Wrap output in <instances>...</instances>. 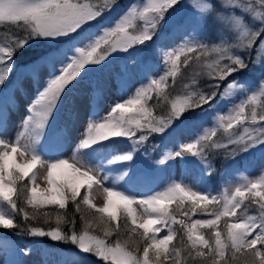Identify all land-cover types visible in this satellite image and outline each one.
Here are the masks:
<instances>
[{
  "label": "snow or ice",
  "instance_id": "1",
  "mask_svg": "<svg viewBox=\"0 0 264 264\" xmlns=\"http://www.w3.org/2000/svg\"><path fill=\"white\" fill-rule=\"evenodd\" d=\"M119 3L0 0V25L17 28L13 43L0 46V96L5 101L11 98L13 84L24 85L16 54L42 49L24 65L37 91L11 139L4 135L7 104L0 108V228L74 246L78 255L64 264H88L89 257L103 264H264V166L256 177H242L243 183L224 193L170 178L141 195L138 172L148 161L162 168L187 167L192 163L187 152L202 165L203 185L205 176L212 175L206 149H225V158L233 160L253 152L264 155V0H190V15L183 14L189 0H134L119 15L106 17ZM209 20L218 25V43L211 47L205 42ZM113 53H127V59H109ZM182 56L185 67L196 61L199 70L193 72V85L197 76L206 75L213 81L208 85L212 91L193 87L172 98L164 115H154L159 97L168 99L166 81L177 76ZM160 62L164 70L152 77L150 63L159 67ZM250 64L260 69L256 81L228 79ZM86 66L100 67L85 70ZM14 72L16 78L10 79ZM133 79L139 86L129 91ZM85 82L86 99L78 104L74 93ZM113 82L120 96L101 112L99 106ZM152 92L157 95L155 105L148 104ZM217 97L219 102L232 101V107L215 115L213 126H205L200 121L207 112L218 111L212 103ZM62 107L63 120L57 124ZM218 132L226 143L212 140ZM153 134L162 135L165 145L155 159L147 146ZM160 147L152 145L151 151ZM37 166L45 169L46 190L36 186ZM94 189L105 197L102 207L91 201ZM20 194L33 209L63 210L56 213L57 227L46 230L19 223L16 217L21 214L25 221L35 218L17 205L13 197ZM245 199L257 209L249 212ZM173 203L176 209L170 208ZM133 205L143 209L141 216ZM178 210L182 218H177ZM198 210L204 218L193 219ZM77 214L83 223L79 232ZM89 214L102 226L103 238L89 232ZM65 223L72 226L67 232L60 227ZM121 231L127 234L123 242ZM112 236L117 238L109 242Z\"/></svg>",
  "mask_w": 264,
  "mask_h": 264
},
{
  "label": "rangeland",
  "instance_id": "2",
  "mask_svg": "<svg viewBox=\"0 0 264 264\" xmlns=\"http://www.w3.org/2000/svg\"><path fill=\"white\" fill-rule=\"evenodd\" d=\"M137 0H135L136 2ZM134 2V0H129V3H126L122 8L118 7L115 13L112 14H105L106 17L109 15L116 16L122 13L130 3ZM140 1H137L139 3ZM183 2V0H182ZM217 9L220 8V5H216ZM193 9L190 4L185 9H183L184 15H190ZM207 31H218V25H216L212 20H209L207 26ZM212 32V34H215ZM2 46V44H0ZM119 53H113L109 59L115 57L117 61ZM125 59H127V53L125 55ZM107 63V61L105 62ZM89 67H100V66H89ZM87 67V68H89ZM149 67L153 69L152 77H156L162 73L164 70V65L160 62L159 67H157L156 63H150ZM86 68V70H87ZM260 69L258 67H251L250 70L247 72L246 77L241 78L239 81H248L249 83L256 81L259 75ZM21 75V79L24 81L23 87L19 86V84H13L10 90L11 98L8 101H5L3 96H0V108H3L5 104H7L8 113H9V125L8 130L4 135H6L9 139L15 136L17 132V128L20 125L21 121L26 115V109L29 103L34 99L36 96L37 87L35 83L31 82L30 76L27 74L26 70L19 71ZM17 75V74H16ZM97 76L100 73L96 74ZM16 78V77H15ZM139 80H143V76L139 77ZM139 80L133 79L130 83L129 91L134 89L135 87L139 86ZM238 80V79H237ZM74 83V82H73ZM43 85H41L42 87ZM247 84L245 87L247 88ZM71 87V85H69ZM87 90V82L81 85V89L74 93V98L77 100L78 104H82L86 96L84 93ZM120 96V93L117 91L115 87V82H113V86L109 88L107 94L99 106V110L101 112L107 110V106L115 101ZM123 97H121L122 99ZM243 98V94L234 98L235 102H238L239 99ZM232 101H224L218 102L214 105L218 107V111H209L207 112L200 123L204 124L205 126H213L215 124V115L218 114H226L227 111L232 107ZM68 101H65V107H67ZM65 107H62L60 112L56 115V123L59 124L63 120V112ZM83 112V109H82ZM199 130V129H197ZM74 136L78 135V129L74 131ZM192 135L191 133L189 136ZM189 136L183 137V139L187 140ZM165 145L162 146V150L157 152L155 158H159L162 154L163 148ZM171 147L175 148V145H171ZM185 156L192 161L187 167L184 165H180L179 167L173 166L171 168H162L159 165H156L154 162L143 163L142 167L138 169L140 180H141V187L139 189L141 195L152 188H158L160 185L165 184L170 178L176 180H182L186 184H195L196 187H204L208 191L214 193H224L225 190L231 192L234 188L243 183L242 177H249L253 178L260 174L259 170L262 166H264V155L260 152H253L251 155H244V156H237L238 159L244 161V165L238 169H230L224 170L220 173L217 177L205 176V183L201 185L199 183V178L201 176V169L202 165L197 162L196 158H192L189 153H185ZM232 167V166H231ZM37 178H36V186L40 190H46L48 188V184L45 180V169L43 167L37 166L35 169ZM208 181V182H207ZM207 182V183H206ZM24 183H27L25 180ZM104 195L102 193L96 192L95 189L93 190L91 201L97 207H102L104 203ZM133 208L136 210L137 216H141L143 213V209L139 205H133ZM202 218L201 214H196L193 216L195 218ZM5 233L2 228H0V264H64L66 260L74 259L73 252L70 251H61L56 252L55 245L48 246L46 243L43 242H36L30 241L23 243L20 239L14 237H7L3 235ZM163 235V232L161 233ZM12 242H15L14 246ZM42 244H45V247ZM29 252L30 254L25 255V252ZM78 254V253H77Z\"/></svg>",
  "mask_w": 264,
  "mask_h": 264
},
{
  "label": "trees",
  "instance_id": "3",
  "mask_svg": "<svg viewBox=\"0 0 264 264\" xmlns=\"http://www.w3.org/2000/svg\"><path fill=\"white\" fill-rule=\"evenodd\" d=\"M140 1V0H137ZM136 1V2H137ZM126 3H129V0H120L119 7L122 8ZM117 9V8H116ZM116 9L112 12L115 13ZM111 13V14H112ZM108 15V13H107ZM138 24L142 22H137ZM207 27L205 28V42L209 44V47L212 46L214 43H218V38H217V31H212L215 32V34H212V32L209 30L207 31ZM130 31H133V29H130ZM17 33V28L15 25L9 24V23H4L0 25V44L2 46H9L13 43V38L14 34ZM149 45L151 42H147ZM42 49L40 47H32V48H27V49H22L20 50L16 56H15V61H16V66L18 71L21 70H26L24 65H26L29 61L33 60L36 55L41 51ZM120 57H124L126 53H119ZM192 55H198V53L195 54H189V56ZM213 58L212 55L207 57L208 60H211ZM205 58L201 57V61H203ZM183 60L184 57H181V63H180V69L178 71L177 76L173 80V78H169L166 81L167 87L164 89V93L167 95L168 99L165 100L164 96L161 95L159 97V106L153 108V114L157 116L164 115L168 110H170L171 107V99L177 96H183L186 92L191 91L193 87L196 88L198 91H204V92H210L212 91L211 88L208 87L210 83H213L209 78H207L206 75H201L196 77V84L193 85V72L198 71L199 69L196 68V61L195 60H190L189 65L185 67L183 65ZM89 66H86V68ZM252 65H249V68L246 70H243L242 72H238L233 74L232 77H229L228 79H238L241 80V78L246 77L247 72L250 70ZM86 70V69H85ZM17 73H13L12 77L10 79H15ZM223 83L221 84V88L223 87ZM187 84L189 85V88H185L184 85ZM153 99L148 101L149 105H155L157 101V95L155 92L151 93ZM219 100V97L215 101H213V105H215ZM205 109L208 108V105L203 106ZM197 112L200 111V109L196 110ZM241 126H237V129H240ZM140 133L138 132L137 135ZM163 136L160 134H153L151 139L147 142V146L149 148V155L152 156L153 158L157 154V152H160L162 150V146L164 145L162 143L163 141ZM213 141L219 142V143H226V138L224 137L222 132H218L217 136L212 138ZM152 145H161L160 148H158L155 152L151 151V146ZM200 145H197V149H199ZM225 149H206V154L208 155V159L212 165V175L211 177H217L220 173H222L224 170H230V169H238L241 168L244 165V161L247 159H244L241 161L240 159L236 158L235 160L233 159H226L224 156ZM147 160V158H145ZM151 163V161H149ZM232 166V167H231ZM209 178V176H208ZM25 182V181H24ZM208 182V181H207ZM206 182V183H207ZM14 199L17 200V205L18 206H23L25 211H27L30 216L34 215V219H29L25 221L23 219V214L20 216L16 217L17 221L21 224H26L28 226H38L42 227L44 229H51L57 227L56 222H55V217L57 211H63V210H58L54 206H48L44 208H39V209H33L30 205L26 204V201L23 199V194L19 195V198L16 196L13 197ZM244 205L248 206L249 212H253L254 210L257 209L258 205L251 203L249 199H245ZM71 204L68 205L69 210L71 209ZM185 208L189 207V205L186 203L184 205ZM212 206H209L211 209ZM171 209H176V204H171L170 205ZM243 211V206L240 210H238V214ZM45 213H48V215H45ZM197 214H201L200 211H197ZM88 220L93 224V228L89 229V232L93 235L100 236L103 238V233L101 231L102 226L98 225V221L96 220L95 217L92 215H88ZM177 218H182V210L177 211ZM184 219H187V217H183ZM76 223H75V228L79 232L83 228V223L81 222L79 218V214L76 215L75 217ZM121 224H123L124 220L123 217H121L120 221ZM60 227L65 231H69L70 228L72 227L69 224H61ZM177 229L180 228V225H174ZM5 231L3 235L7 237H14L17 239H20L23 243L30 242V241H36V242H43L46 243L48 246H53L55 245V249L57 250L56 252H61V251H70V252H75V254L78 253V250L67 243L63 242H53L49 238H33L31 236H28L27 234H18L19 230L18 229H2ZM201 231L207 232L206 229H201ZM117 237L112 236L110 238H107L109 242L115 240ZM121 242L125 241L127 239V234L123 231H121L120 236H119ZM175 242V241H174ZM13 246L15 242H12ZM133 246V242L129 241V247ZM78 255V254H77ZM88 264H103L102 261H100L98 258L95 257H89L88 258Z\"/></svg>",
  "mask_w": 264,
  "mask_h": 264
}]
</instances>
